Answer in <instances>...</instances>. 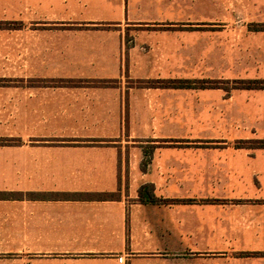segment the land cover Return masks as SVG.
<instances>
[{
    "label": "crops",
    "instance_id": "crops-1",
    "mask_svg": "<svg viewBox=\"0 0 264 264\" xmlns=\"http://www.w3.org/2000/svg\"><path fill=\"white\" fill-rule=\"evenodd\" d=\"M263 141L264 0H0V264H264Z\"/></svg>",
    "mask_w": 264,
    "mask_h": 264
},
{
    "label": "trees",
    "instance_id": "trees-1",
    "mask_svg": "<svg viewBox=\"0 0 264 264\" xmlns=\"http://www.w3.org/2000/svg\"><path fill=\"white\" fill-rule=\"evenodd\" d=\"M264 144V141L262 142ZM140 197L143 198L144 196H146L148 199L150 200H155L156 196L153 192V186L152 185H145L142 187L141 191H140Z\"/></svg>",
    "mask_w": 264,
    "mask_h": 264
},
{
    "label": "rangeland",
    "instance_id": "rangeland-1",
    "mask_svg": "<svg viewBox=\"0 0 264 264\" xmlns=\"http://www.w3.org/2000/svg\"><path fill=\"white\" fill-rule=\"evenodd\" d=\"M223 4H229V0H223ZM223 36L224 37H229L228 31H223ZM223 85H225V83ZM224 87H228V86H224ZM13 113H14V117H21L22 116V111L20 109H15L13 111ZM229 129H230V127H223V133L229 134V132H230ZM193 134H195V133H193Z\"/></svg>",
    "mask_w": 264,
    "mask_h": 264
},
{
    "label": "built area",
    "instance_id": "built-area-1",
    "mask_svg": "<svg viewBox=\"0 0 264 264\" xmlns=\"http://www.w3.org/2000/svg\"><path fill=\"white\" fill-rule=\"evenodd\" d=\"M119 260H120V261H123V257H119Z\"/></svg>",
    "mask_w": 264,
    "mask_h": 264
}]
</instances>
